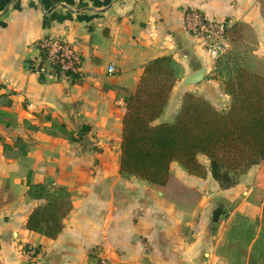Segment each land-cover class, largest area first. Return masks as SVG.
I'll return each mask as SVG.
<instances>
[{
  "label": "crops",
  "instance_id": "0c3cea01",
  "mask_svg": "<svg viewBox=\"0 0 264 264\" xmlns=\"http://www.w3.org/2000/svg\"><path fill=\"white\" fill-rule=\"evenodd\" d=\"M188 7L230 21L232 66L264 75L260 0H0V194L10 196L0 206V264H264V162L226 189L211 177L204 154H197L204 177L170 163L201 193L199 203L206 196L231 202L214 244L206 208L172 201L119 172L126 98L148 61L171 56L177 77L155 123L172 122L186 92L218 110L229 105L219 60L230 50L209 58L184 28ZM44 36L77 49L82 79L41 80L28 70ZM200 68L199 82L182 83ZM28 184L69 192L72 207L55 238L26 228L31 210L46 201L30 197ZM25 244L37 248L36 259L23 255Z\"/></svg>",
  "mask_w": 264,
  "mask_h": 264
},
{
  "label": "trees",
  "instance_id": "16d2710c",
  "mask_svg": "<svg viewBox=\"0 0 264 264\" xmlns=\"http://www.w3.org/2000/svg\"><path fill=\"white\" fill-rule=\"evenodd\" d=\"M260 3L264 15V0ZM223 69V90L230 98L225 110L186 92L175 119L155 123L177 77L171 56L144 64L122 117L121 174L146 180L172 201L195 204L201 193L170 171L172 161L203 177L206 171L197 154H204L211 177L221 189L233 186L252 165L264 162V75L239 64ZM27 194L46 201L31 210L26 228L55 238L72 207L69 192L62 187L49 192L43 184H28ZM5 200L0 194V206Z\"/></svg>",
  "mask_w": 264,
  "mask_h": 264
},
{
  "label": "built area",
  "instance_id": "2783aa9c",
  "mask_svg": "<svg viewBox=\"0 0 264 264\" xmlns=\"http://www.w3.org/2000/svg\"><path fill=\"white\" fill-rule=\"evenodd\" d=\"M182 20L186 32L201 44L212 61H217L230 50V21L209 18L192 7L183 11ZM36 46L39 54L27 62V67L41 80L75 82L83 78V58L72 44L64 39L44 36L36 41ZM108 71L113 72L114 68L110 66ZM22 253L29 260L39 256L37 248L31 244L23 245Z\"/></svg>",
  "mask_w": 264,
  "mask_h": 264
},
{
  "label": "rangeland",
  "instance_id": "374dc122",
  "mask_svg": "<svg viewBox=\"0 0 264 264\" xmlns=\"http://www.w3.org/2000/svg\"><path fill=\"white\" fill-rule=\"evenodd\" d=\"M230 51H232V50H230ZM230 51L225 55V57H223L222 59L219 60V65L222 67V69L225 68L226 66H229V64L231 63V60H232L231 55H233L232 53L234 52V50L231 53H230ZM225 62L227 63V65ZM232 64H233V62L230 64V66H232ZM223 70L225 71L226 69H223ZM204 162H205V160L202 158V162H200V163L203 165ZM203 167L205 169L204 165H203ZM205 171H206V169H205ZM202 197H204V196L202 195ZM206 198L207 199L205 201H203L202 203H199V201H198L195 204H200L201 207L206 208L208 222L210 223V226H208L209 231H210L209 237L211 238V240H213V244H214L216 239L218 238V235L220 234V230H221L220 224L223 220H225V218H227V216H229V213H230L229 211H231L232 205H231V202L227 201V200H225L224 202L222 200L221 201H212L211 196H206ZM215 212L217 213L216 216H214Z\"/></svg>",
  "mask_w": 264,
  "mask_h": 264
},
{
  "label": "water",
  "instance_id": "95a60500",
  "mask_svg": "<svg viewBox=\"0 0 264 264\" xmlns=\"http://www.w3.org/2000/svg\"><path fill=\"white\" fill-rule=\"evenodd\" d=\"M63 6L66 7L67 9L70 8L68 5H63ZM204 72H205V68H200V69L190 73L186 77H184L182 79V83L185 84V85L195 84V83L199 82L203 78Z\"/></svg>",
  "mask_w": 264,
  "mask_h": 264
}]
</instances>
